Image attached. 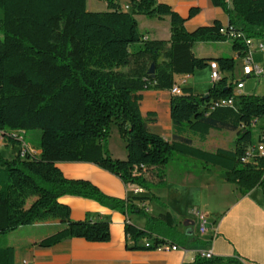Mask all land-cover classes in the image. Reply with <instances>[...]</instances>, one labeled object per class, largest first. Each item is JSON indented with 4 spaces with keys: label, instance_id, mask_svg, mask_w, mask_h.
I'll return each mask as SVG.
<instances>
[{
    "label": "trees",
    "instance_id": "trees-1",
    "mask_svg": "<svg viewBox=\"0 0 264 264\" xmlns=\"http://www.w3.org/2000/svg\"><path fill=\"white\" fill-rule=\"evenodd\" d=\"M105 2V10L90 11L86 0H0V136L26 151L22 155L18 150L12 158L0 152V237L22 226L56 219L62 228L41 239L38 246L49 247L73 237L109 241L107 220L70 217V207L59 198L73 195L125 215L142 214L144 228L128 221L124 224L125 236L132 242H126L127 249H155L163 240L187 247L198 238L191 231L178 233L169 211L153 217L139 205L155 198L167 207L160 198L110 196L89 180L67 178L56 164L93 163L125 185L150 190L164 186L165 168L180 153L223 168L226 180L242 195L256 187L264 194V156L242 161L253 140L252 122L264 117V95L239 94L235 108L208 110L212 99L237 93L233 80L222 76L205 94L183 88L182 94L170 98L174 139L165 140L149 129L155 114H141L140 92L170 90L174 74L193 75L212 60L223 72H232L235 58H202L192 52L197 42L228 40L221 32L224 27L214 20L188 31L183 25L186 18L158 0H129L130 10L122 9L116 0ZM210 2L227 14V26L264 40V0ZM198 10L190 8L188 17ZM138 14L149 19L168 16L169 39L144 38ZM230 41L237 56L243 55L244 39ZM152 63L154 74H149ZM112 124L125 141V159L113 157L108 150ZM34 129L40 130L37 155L27 153L21 139V134ZM211 129L236 131L233 147L207 151L184 136L192 133L203 138ZM144 238L150 240L149 246L138 244ZM0 264H15L14 247L1 241ZM189 264L242 263L232 256L204 259L198 254Z\"/></svg>",
    "mask_w": 264,
    "mask_h": 264
},
{
    "label": "crops",
    "instance_id": "crops-1",
    "mask_svg": "<svg viewBox=\"0 0 264 264\" xmlns=\"http://www.w3.org/2000/svg\"><path fill=\"white\" fill-rule=\"evenodd\" d=\"M158 1L169 5L172 10L186 18L183 25L188 31L198 26L211 24L214 20H219L223 27L228 25L227 14L220 7L213 6L210 0ZM121 7L123 8V5ZM192 7L199 10L192 17H188ZM139 16L142 15H135L138 27L140 25ZM149 20V22H153L151 26L155 27L156 32H145L144 37L147 39H169L170 21L168 16H164L162 19L153 18ZM159 30L163 33L160 34ZM254 39L261 38L254 37ZM226 44L232 50L229 39L216 42H197L194 44L192 52L195 56L202 58L222 57L227 53L222 48V45L225 46ZM230 56L235 60L239 59L233 50ZM254 57L256 62L263 63L264 57L259 52L256 51ZM208 70L209 73L207 74L210 76L208 64L206 68L196 70L193 75L174 74V84L180 89L191 88L194 94H205L211 86L200 92L195 90L194 82L198 74L208 72ZM225 75L223 72L222 76ZM243 89L241 94L246 93ZM140 93L142 94L141 114L147 116L148 113L153 112L155 120L152 122L156 124L159 123L157 117L162 115L164 124L161 135L165 140L172 141L174 130L170 118V98L173 94L169 89H149ZM255 94L264 95V92H255ZM235 133L236 131L228 129H211L203 138L192 133H185L184 136L190 138L196 147L215 151L218 148H232ZM27 145L33 147L30 152L37 151L39 154L38 145ZM107 146L113 157L126 158V148L121 149L118 154H113L108 142ZM191 158L194 163L180 172L170 168L172 174L170 177L167 174V166L171 159L165 168L164 186L153 187L150 190L142 189L141 192L135 194L158 197L164 201L167 207L162 206L155 198L139 202V205L143 206L144 210L153 217H158L169 211L174 218V226L178 233L191 231L192 236L198 238L192 240L189 246L184 247L176 244L178 248L175 250L127 249L125 247L126 242L129 244L132 242L125 236L124 224L128 221L138 228H144L146 219L142 214L125 215L102 206L89 198L63 195L59 201L70 207V217L73 220H82L86 217L107 220L110 224V240L107 242H90L83 238L73 237L66 238L49 247H40L37 243L61 229L62 224L56 219L36 222L28 225L38 229L33 230L32 236H27L23 244L16 246L10 244L15 250V264H189L203 251H211L213 255L232 256L242 264H264V194L261 188L256 187L242 195L235 184L226 180L223 168L205 164L203 161L197 165L194 160L196 158ZM56 165L67 178L89 180L107 195L125 198L134 194L132 192L133 185H125L118 177L93 163L58 162ZM155 171L153 170V172ZM147 175L154 181L153 173L149 171ZM183 200H189L188 206L193 208L192 213L184 210ZM196 210L204 212L208 216L209 228L202 235L198 233ZM146 240L150 241L144 238L139 240L138 244L143 245Z\"/></svg>",
    "mask_w": 264,
    "mask_h": 264
},
{
    "label": "rangeland",
    "instance_id": "rangeland-1",
    "mask_svg": "<svg viewBox=\"0 0 264 264\" xmlns=\"http://www.w3.org/2000/svg\"><path fill=\"white\" fill-rule=\"evenodd\" d=\"M116 1L120 5H123L122 9L130 10V3H127L129 2V0H116ZM86 5H87V10H90V11H100V10L106 9L105 0H86ZM1 14H2V11L0 8V16ZM139 17H140L139 27H140V31L142 34H144L145 32H148V33L156 32V30L154 29L155 27L151 26V23L153 22H149L150 20L148 18H145L143 15ZM153 21H156V20H153ZM158 32H160V34L163 33V31L161 30H159ZM222 48L226 50L227 52L226 54L223 55V57L230 58L231 57L230 54L232 52V50L230 49V46L226 44L225 46L222 45ZM238 58L239 59L236 60L235 69L232 72H225V74L227 75L230 81L243 77L241 74V60H240V57ZM259 63L262 64L260 61ZM207 73H209V70L208 72H203L196 76V79L194 82V88L196 91L203 92L205 89H207L209 86L212 85L210 76ZM243 79H244V89L243 90L244 92H246L245 94H255V92H264V74L260 78L251 76V77H243ZM157 121L159 122L158 124L150 121L148 126L152 132H155L161 135V132L163 130L164 117L162 115H159L157 117ZM262 121L263 120L261 119L259 123H261ZM257 132H258V126L254 128V135H253L254 142L256 141ZM226 134H228V132H226ZM15 135L18 136L17 133ZM0 137H1V140L3 141L2 143H0V152L4 157L12 158L18 151V148L19 149L22 148V145H20L19 147V145L17 144L14 145L11 142L7 144L6 141L2 139V136ZM39 137H40V130L38 129L28 130L23 134V136L21 134V139L24 138L25 143L30 144L32 146L38 145ZM108 144L113 154H118L121 149H125V141L119 137L118 129L115 124L111 125ZM32 148L33 147H30L29 145H27V149L29 151L32 150ZM191 159L192 158L189 156L176 153L167 166L168 176L170 177L172 176V174L170 173V168H174L175 170L180 172L188 168L189 166H191L194 163ZM194 160H195V163H197V165L198 163L202 162L198 159H194ZM188 203H189V200H183L182 202L183 208L186 212L188 210L189 213H192L193 208L189 207ZM192 221L195 222L194 219H192ZM37 229L38 228L32 227V226H22V227L17 228L16 230H13L11 232L1 235L0 241L2 243H7L8 245L10 244L14 246L21 245L23 244L24 240L27 239V236H32L33 230H37Z\"/></svg>",
    "mask_w": 264,
    "mask_h": 264
},
{
    "label": "built area",
    "instance_id": "built-area-1",
    "mask_svg": "<svg viewBox=\"0 0 264 264\" xmlns=\"http://www.w3.org/2000/svg\"><path fill=\"white\" fill-rule=\"evenodd\" d=\"M236 28H233L232 26H227L221 29V32L225 35H227L229 40H232L237 37H242L244 39L245 43V51L243 55L240 56L241 60V74L243 77H257L260 78L264 74V60L263 63L260 64L255 61V52H259L264 57V40L263 39H254L252 37H246L241 31H236ZM146 38V37H144ZM238 57V56H237ZM209 69H210V79L213 82L220 79L222 77L223 71L220 69L218 63L215 60L208 62ZM238 78L236 80H233V83L237 85V93H233L229 97H223L219 99H212L208 104V110L213 109L217 106H231L235 108L236 103V96L241 94V90L244 87V79ZM171 94L174 95H180L182 94V90L180 87H178L176 84L172 86L170 89ZM264 121V117L255 119L252 122L253 129L258 126V132L256 136V141L254 142L252 140L251 145L246 149L245 155L242 157V161H251L256 155L257 156H264V123H259L260 120ZM3 141L0 139V143ZM7 143V142H6ZM21 151L22 155L26 153V151H23L21 149H18ZM32 155H37V151L33 152H27ZM142 187L139 186H133L132 192L134 194H137L142 191ZM195 216L198 220V233L204 234L208 228V221H207V215L204 212H200L199 210L195 211ZM150 242L145 241L144 245L149 246ZM157 249H172L175 250L178 248L176 244H172L168 240H163V242L156 245ZM200 257L204 259H210L214 255L211 253V251H203L199 253Z\"/></svg>",
    "mask_w": 264,
    "mask_h": 264
},
{
    "label": "water",
    "instance_id": "water-1",
    "mask_svg": "<svg viewBox=\"0 0 264 264\" xmlns=\"http://www.w3.org/2000/svg\"><path fill=\"white\" fill-rule=\"evenodd\" d=\"M149 74H154V64L152 63L149 70H148Z\"/></svg>",
    "mask_w": 264,
    "mask_h": 264
},
{
    "label": "bare ground",
    "instance_id": "bare-ground-1",
    "mask_svg": "<svg viewBox=\"0 0 264 264\" xmlns=\"http://www.w3.org/2000/svg\"><path fill=\"white\" fill-rule=\"evenodd\" d=\"M0 139H1V137H0Z\"/></svg>",
    "mask_w": 264,
    "mask_h": 264
}]
</instances>
